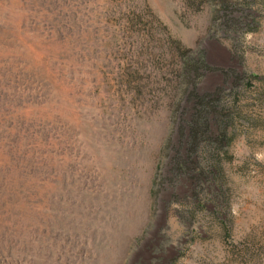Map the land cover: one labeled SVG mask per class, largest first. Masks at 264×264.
<instances>
[{
  "label": "rangeland",
  "instance_id": "1",
  "mask_svg": "<svg viewBox=\"0 0 264 264\" xmlns=\"http://www.w3.org/2000/svg\"><path fill=\"white\" fill-rule=\"evenodd\" d=\"M0 264H264V0H0Z\"/></svg>",
  "mask_w": 264,
  "mask_h": 264
},
{
  "label": "trees",
  "instance_id": "2",
  "mask_svg": "<svg viewBox=\"0 0 264 264\" xmlns=\"http://www.w3.org/2000/svg\"><path fill=\"white\" fill-rule=\"evenodd\" d=\"M215 91L213 92V94ZM213 94H202L197 98V106L190 121V141L194 145L202 146L203 142L218 140L222 141L228 131V121L230 113L227 105L220 107L213 102ZM212 117L216 122L217 136L211 134L209 129V118Z\"/></svg>",
  "mask_w": 264,
  "mask_h": 264
}]
</instances>
